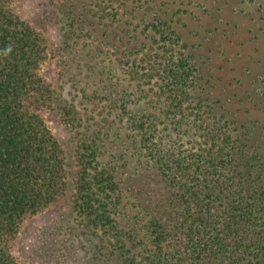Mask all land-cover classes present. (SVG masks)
Returning <instances> with one entry per match:
<instances>
[{
  "label": "trees",
  "instance_id": "16d2710c",
  "mask_svg": "<svg viewBox=\"0 0 264 264\" xmlns=\"http://www.w3.org/2000/svg\"><path fill=\"white\" fill-rule=\"evenodd\" d=\"M192 4L0 0V264H264L257 95L188 40Z\"/></svg>",
  "mask_w": 264,
  "mask_h": 264
},
{
  "label": "rangeland",
  "instance_id": "374dc122",
  "mask_svg": "<svg viewBox=\"0 0 264 264\" xmlns=\"http://www.w3.org/2000/svg\"><path fill=\"white\" fill-rule=\"evenodd\" d=\"M190 9H192V16L186 15L183 19L192 30L193 38L188 40L203 41L208 36L206 46H211V53L214 50V62L223 58L230 62H236L238 65L235 76L242 80H246L244 75L249 70L252 79L248 88L249 91L254 89L257 95V106L253 110L252 116L260 124H263L264 0H193ZM24 12L32 14V10L26 7ZM225 92L227 93V91ZM227 97L230 98L229 92ZM48 121L55 134L64 141L66 149L69 150L68 132L63 125L59 124L56 114H49ZM69 171L72 172V167H69ZM57 215L52 210L51 213L41 215L30 222L19 245L23 256L27 254L25 252L27 248H24L25 243L28 244V249L31 251L38 247L39 228L51 222L55 217L58 218ZM71 248L69 244L66 248L50 251V256L44 259L35 256L37 248L34 251L35 257L31 259L26 257V260L29 261V264H86L81 258V252H83L81 248H78L76 252Z\"/></svg>",
  "mask_w": 264,
  "mask_h": 264
}]
</instances>
